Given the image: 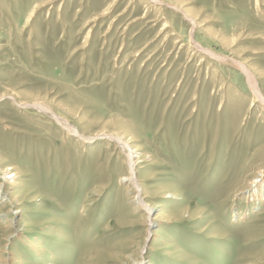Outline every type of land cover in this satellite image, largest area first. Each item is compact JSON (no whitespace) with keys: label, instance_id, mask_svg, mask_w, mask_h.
Masks as SVG:
<instances>
[{"label":"rangeland","instance_id":"374dc122","mask_svg":"<svg viewBox=\"0 0 264 264\" xmlns=\"http://www.w3.org/2000/svg\"><path fill=\"white\" fill-rule=\"evenodd\" d=\"M160 1L0 0L1 264H264V0Z\"/></svg>","mask_w":264,"mask_h":264},{"label":"bare ground","instance_id":"6f19581e","mask_svg":"<svg viewBox=\"0 0 264 264\" xmlns=\"http://www.w3.org/2000/svg\"><path fill=\"white\" fill-rule=\"evenodd\" d=\"M152 2H154V4L155 5H157V4H160V3H162V1H160V0H151ZM187 3H189V2H184V4H181V5H179L178 4V6H177V8H178V10H182V11H185L186 13L188 12V9H187V7H185V5L187 4ZM153 4V5H154ZM106 13V12H105ZM100 15V14H99ZM103 15H104V13H103ZM187 15H188V20H190V23H191V25L193 26V28H194V26H196L197 27V25L198 26H200V24L198 23V21L196 20L197 18L195 17H191V16H189V13H187ZM101 16H102V14H101ZM106 16V15H105ZM96 19V18H95ZM92 21H94L93 19H92ZM202 26V25H201ZM196 29V28H195ZM200 29V28H199ZM194 31V30H193ZM222 38V37H221ZM197 44H199V43H197ZM229 44V43H228ZM230 45V44H229ZM200 46V45H199ZM199 48V47H198ZM203 48V47H202ZM202 48H199V50L201 51H204V52H206L207 54H209L211 57H212V55L213 56H217L216 54L217 53H213V52H211L210 50H204V49H202ZM228 49V48H227ZM194 50H195V48H194ZM197 51V50H196ZM198 53V52H197ZM191 54V53H190ZM192 56V55H191ZM223 57H224V55H223ZM223 57H220V55L217 57V58H219V59H222V60H224L225 58H223ZM238 59V58H237ZM240 59V58H239ZM221 61V60H220ZM226 61V60H225ZM222 62V61H221ZM232 62H233V64L235 63V65L237 66V67H239L240 68V70H242L243 72H245V74L247 75V77H248V79H249V81H250V83L253 85L254 84V82H253V73H251L252 71H251V68L249 67V65L246 63V62H244V61H241V60H232ZM227 63V62H226ZM232 64V65H233ZM255 86V85H254ZM254 88V87H253ZM255 89V94H256V96L259 98V99H263V95L259 92V90H257L256 88H254ZM264 101V100H263ZM38 102V101H37ZM36 102V103H37ZM36 103H34V104H36ZM18 104H20V103H18ZM24 105V104H23ZM21 106V105H20ZM24 106H26V105H24ZM56 116V115H55ZM58 120H59V118H58ZM60 123H61V120H60ZM62 126H65V125H62ZM68 125H66V127H67ZM68 127H70V126H68ZM69 129V128H68ZM70 130V129H69ZM70 131H73V130H70ZM104 135V134H103ZM97 136H99V135H94L93 137H90V138H95V137H97ZM81 137V136H80ZM79 137V138H80ZM86 137V136H85ZM82 138V137H81ZM80 138V139H81ZM84 138V137H83ZM107 138V137H106ZM118 139H115V140H117L118 141V144H120V146L122 147V149H124V150H126V161H127V173H126V175L124 176V177H122V179H121V182H124V183H126L127 184V189H128V191H132L133 193H134V195L130 198V201H131V203L133 202L134 204H133V206L132 207H134V209L136 210V209H139V211L141 210V211H143L144 212V215H145V218H146V225L149 227V226H151V225H153V224H157V223H161L160 221H158V220H161V219H164L163 217H165L164 216V214H163V212L162 213H158L157 215H155V217H151V214L153 213V210L154 209H156V207H154L155 205H153L152 204V202L150 201L151 200V196L150 195H148L147 193H144V187H143V184H141L140 182H139V179H138V176H137V171H138V168H140L141 167V160H140V158H142L141 156H139L140 154V148H136L135 150H132V144H135V143H133V141H135V140H125L124 141V139L122 138V137H117ZM132 139H133V137H132ZM85 140V139H84ZM87 140V139H86ZM85 140V141H86ZM88 141V140H87ZM88 142H90V141H88ZM136 147V146H135ZM134 148V147H133ZM135 158H137V161H135L136 159ZM135 159V160H134ZM2 160V159H1ZM2 163V162H1ZM8 164V163H7ZM17 171V170H16ZM11 173V172H10ZM14 173V172H13ZM6 174H8V173H6V172H3V175H5V177L3 176V177H1L0 178V188H4V190H5V188H7V187H16L17 185H20V182L21 181H19L18 180V178L17 179H15L14 181L12 180L11 181V179H10V176H9V178H7L6 177ZM2 175V174H1ZM264 175V172H261V173H259V175L255 178V179H253L250 183H249V185H248V190L249 191H251V194H250V196H249V198L251 199H253V200H256V203H258V201L260 202V200L262 199V197H263V195H264V191H263V189H264V183L263 184H261L262 183V179H260V178H262V176ZM13 176V175H12ZM17 176V172H16V174H15V177ZM14 177V176H13ZM22 180V179H21ZM23 181V180H22ZM261 186V187H260ZM22 187V186H21ZM20 188V187H19ZM10 191V190H9ZM20 191V190H19ZM1 192V191H0ZM129 193V192H128ZM132 193V194H133ZM7 197L8 196V193L6 192V191H3L2 192V195H1V197ZM16 196V195H15ZM168 196V195H167ZM171 196H174V194L173 195H171ZM170 196V197H171ZM2 197V198H3ZM166 197V196H165ZM2 198H0V202L1 201H5V200H1ZM15 198V197H14ZM174 198H175V196H174ZM249 200V199H248ZM9 201V200H8ZM129 201V200H128ZM2 203V202H1ZM4 203V202H3ZM9 204V203H8ZM4 207V206H3ZM20 211V210H19ZM17 212V211H16ZM12 213V212H11ZM3 215V214H2ZM7 215V214H6ZM19 216V215H18ZM17 216V217H18ZM16 217V216H15ZM14 218V217H13ZM168 219V218H167ZM171 219V218H170ZM165 220V219H164ZM145 222V221H144ZM11 223L12 222H10V226H11ZM13 224V223H12ZM9 227V226H8ZM136 242H138V241H136ZM39 244V243H38ZM38 244H35L33 247H35V248H37V247H40ZM134 246V245H133ZM138 246H140V245H138ZM137 246V247H138ZM141 247V246H140ZM132 248V247H131ZM139 248V247H138ZM2 249H4V248H2ZM39 249V248H38ZM142 249V248H141ZM144 249V248H143ZM6 250V249H5ZM137 250V252H138V249H136ZM142 250H139V255L140 254H142ZM6 255V254H5ZM1 258V257H0ZM9 261H11V260H13V259H11L10 257L9 258H7ZM6 259V260H7ZM134 259V261H133V263L132 264H138V261H137V259L136 258H133ZM132 259V260H133ZM5 262V261H4ZM10 263V262H9ZM1 264V263H0ZM3 264V263H2ZM6 264H7V262H6ZM11 264V263H10Z\"/></svg>","mask_w":264,"mask_h":264}]
</instances>
